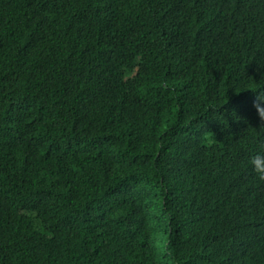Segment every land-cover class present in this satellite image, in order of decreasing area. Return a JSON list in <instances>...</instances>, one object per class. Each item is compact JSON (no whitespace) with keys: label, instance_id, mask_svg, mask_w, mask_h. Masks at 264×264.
I'll return each instance as SVG.
<instances>
[{"label":"trees","instance_id":"16d2710c","mask_svg":"<svg viewBox=\"0 0 264 264\" xmlns=\"http://www.w3.org/2000/svg\"><path fill=\"white\" fill-rule=\"evenodd\" d=\"M257 96L264 0H0V264H264Z\"/></svg>","mask_w":264,"mask_h":264},{"label":"clouds","instance_id":"9594fccd","mask_svg":"<svg viewBox=\"0 0 264 264\" xmlns=\"http://www.w3.org/2000/svg\"><path fill=\"white\" fill-rule=\"evenodd\" d=\"M257 115L261 121H264V96H257L253 101ZM250 164L254 166V171L261 180H264V154H256L250 159Z\"/></svg>","mask_w":264,"mask_h":264},{"label":"rangeland","instance_id":"374dc122","mask_svg":"<svg viewBox=\"0 0 264 264\" xmlns=\"http://www.w3.org/2000/svg\"><path fill=\"white\" fill-rule=\"evenodd\" d=\"M158 239L160 240L159 237H158ZM154 246H155L156 253H157V261L160 262L163 258V254H161V252H162L161 246L162 245L157 240H155Z\"/></svg>","mask_w":264,"mask_h":264}]
</instances>
